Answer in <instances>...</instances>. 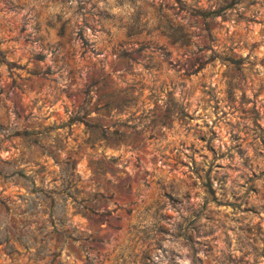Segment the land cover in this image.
Returning <instances> with one entry per match:
<instances>
[{"label": "rangeland", "instance_id": "374dc122", "mask_svg": "<svg viewBox=\"0 0 264 264\" xmlns=\"http://www.w3.org/2000/svg\"><path fill=\"white\" fill-rule=\"evenodd\" d=\"M0 264H264V0H0Z\"/></svg>", "mask_w": 264, "mask_h": 264}, {"label": "trees", "instance_id": "16d2710c", "mask_svg": "<svg viewBox=\"0 0 264 264\" xmlns=\"http://www.w3.org/2000/svg\"><path fill=\"white\" fill-rule=\"evenodd\" d=\"M197 12L200 14V15H206V14H212L213 12L216 13V10H200V9H197ZM232 61V60H231ZM205 183L207 185V190L209 192H213V188L211 187V180H210V177L208 175H205Z\"/></svg>", "mask_w": 264, "mask_h": 264}]
</instances>
